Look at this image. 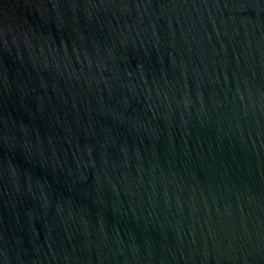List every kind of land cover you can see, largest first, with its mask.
<instances>
[{"label":"water","instance_id":"95a60500","mask_svg":"<svg viewBox=\"0 0 264 264\" xmlns=\"http://www.w3.org/2000/svg\"><path fill=\"white\" fill-rule=\"evenodd\" d=\"M0 264H264V0H0Z\"/></svg>","mask_w":264,"mask_h":264}]
</instances>
